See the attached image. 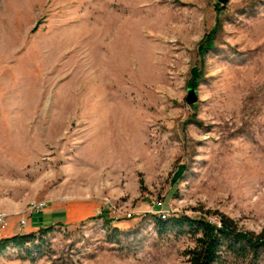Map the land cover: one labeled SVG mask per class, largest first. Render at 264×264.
<instances>
[{"label":"rangeland","instance_id":"1","mask_svg":"<svg viewBox=\"0 0 264 264\" xmlns=\"http://www.w3.org/2000/svg\"><path fill=\"white\" fill-rule=\"evenodd\" d=\"M218 3L0 0V238L52 226L0 264H190L162 212L261 231L264 0Z\"/></svg>","mask_w":264,"mask_h":264},{"label":"trees","instance_id":"2","mask_svg":"<svg viewBox=\"0 0 264 264\" xmlns=\"http://www.w3.org/2000/svg\"><path fill=\"white\" fill-rule=\"evenodd\" d=\"M209 44L206 42L205 49ZM191 73L194 78L200 72L193 68ZM191 86H195L194 81ZM156 223L160 226H166L168 223L174 228L185 229L193 236L200 235L196 238L195 246L187 251L190 264H217L223 251L229 252L234 259L241 260L243 264H264V260H260V251L264 250V225L259 233L238 230L233 220L223 214H220L217 222L205 217L192 218L180 215L170 219L157 217ZM51 229L52 226H49L39 229L38 234L16 233L0 238V252L10 246L25 251L27 255L31 254L30 249L33 247L40 251L44 236Z\"/></svg>","mask_w":264,"mask_h":264},{"label":"built area","instance_id":"3","mask_svg":"<svg viewBox=\"0 0 264 264\" xmlns=\"http://www.w3.org/2000/svg\"><path fill=\"white\" fill-rule=\"evenodd\" d=\"M45 206H46V201L33 202L29 207V211L30 213L33 212L37 213L41 211ZM159 218L166 219V214L162 212L161 214H159ZM24 224H25V220L24 219L20 220V225L23 226ZM4 227H5V215L0 213V230L3 229Z\"/></svg>","mask_w":264,"mask_h":264},{"label":"water","instance_id":"4","mask_svg":"<svg viewBox=\"0 0 264 264\" xmlns=\"http://www.w3.org/2000/svg\"><path fill=\"white\" fill-rule=\"evenodd\" d=\"M221 5L226 4L229 0H216ZM197 100V93L196 89L194 88H188L187 89V95H186V102L187 104H194Z\"/></svg>","mask_w":264,"mask_h":264},{"label":"crops","instance_id":"5","mask_svg":"<svg viewBox=\"0 0 264 264\" xmlns=\"http://www.w3.org/2000/svg\"><path fill=\"white\" fill-rule=\"evenodd\" d=\"M31 224L34 225L33 222Z\"/></svg>","mask_w":264,"mask_h":264}]
</instances>
